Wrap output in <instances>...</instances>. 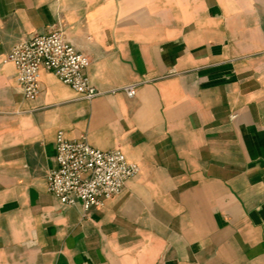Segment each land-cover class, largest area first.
<instances>
[{
  "label": "crops",
  "instance_id": "crops-1",
  "mask_svg": "<svg viewBox=\"0 0 264 264\" xmlns=\"http://www.w3.org/2000/svg\"><path fill=\"white\" fill-rule=\"evenodd\" d=\"M53 29L102 95L42 71L23 96L3 61ZM59 131L138 175L62 205ZM0 264H264V0H0Z\"/></svg>",
  "mask_w": 264,
  "mask_h": 264
},
{
  "label": "built area",
  "instance_id": "built-area-1",
  "mask_svg": "<svg viewBox=\"0 0 264 264\" xmlns=\"http://www.w3.org/2000/svg\"><path fill=\"white\" fill-rule=\"evenodd\" d=\"M3 63L14 66L17 83L29 100L39 93L42 71L52 73L84 100L103 94L89 80V59L59 29L14 45ZM121 90L130 98L135 95L134 85ZM138 173V165L128 162L121 150L101 151L91 147L85 136L70 140L59 131L55 138V167L46 177L47 191L62 205L80 207L85 216L90 209L101 208L120 195L127 181Z\"/></svg>",
  "mask_w": 264,
  "mask_h": 264
}]
</instances>
